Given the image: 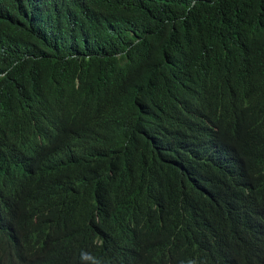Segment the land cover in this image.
<instances>
[{"label":"trees","instance_id":"16d2710c","mask_svg":"<svg viewBox=\"0 0 264 264\" xmlns=\"http://www.w3.org/2000/svg\"><path fill=\"white\" fill-rule=\"evenodd\" d=\"M262 252L264 0H0V264Z\"/></svg>","mask_w":264,"mask_h":264},{"label":"bare ground","instance_id":"6f19581e","mask_svg":"<svg viewBox=\"0 0 264 264\" xmlns=\"http://www.w3.org/2000/svg\"><path fill=\"white\" fill-rule=\"evenodd\" d=\"M200 131V130H199ZM203 133V132H202ZM213 133V132H212ZM213 136V135H212ZM212 141V140H211ZM211 143V142H210ZM262 253H264V252H262ZM223 257H224V255H223ZM263 260V259H262Z\"/></svg>","mask_w":264,"mask_h":264}]
</instances>
